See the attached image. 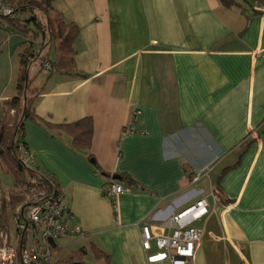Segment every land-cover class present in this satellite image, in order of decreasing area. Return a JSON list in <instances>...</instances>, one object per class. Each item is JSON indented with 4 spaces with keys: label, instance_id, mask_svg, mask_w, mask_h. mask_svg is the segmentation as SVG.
Returning <instances> with one entry per match:
<instances>
[{
    "label": "crops",
    "instance_id": "0c3cea01",
    "mask_svg": "<svg viewBox=\"0 0 264 264\" xmlns=\"http://www.w3.org/2000/svg\"><path fill=\"white\" fill-rule=\"evenodd\" d=\"M235 1L53 0L47 12L12 17L37 43L27 63L37 119L24 120L23 141L63 189L66 224L85 233L60 239L53 263L81 250L85 264H147L141 227L167 234L171 207L203 196L193 264H264V15L253 13L256 0ZM55 14L79 27L77 73L41 66L40 56L57 55ZM29 35L20 42L0 27V119ZM84 117L89 150L49 126ZM111 181L127 189L114 201L103 190Z\"/></svg>",
    "mask_w": 264,
    "mask_h": 264
},
{
    "label": "built area",
    "instance_id": "2783aa9c",
    "mask_svg": "<svg viewBox=\"0 0 264 264\" xmlns=\"http://www.w3.org/2000/svg\"><path fill=\"white\" fill-rule=\"evenodd\" d=\"M19 12L18 0H0V18L14 17ZM34 63L35 58L30 60L29 66ZM43 66L49 68V63L45 62ZM125 132L130 134L133 128L127 126ZM19 157L27 168L33 170L35 179L26 186L23 200L11 212L13 229L7 223L0 228V264H52L54 247L60 239L67 236L80 239L85 233L79 226L66 224L64 191L50 174L35 167L28 148L20 145ZM103 190L111 201L127 191L115 181L107 183ZM169 208L170 205L164 210ZM171 208L172 211L161 222V226L169 228L167 234L155 235L149 225L141 227V244L147 264H193L202 228L192 223L208 214L207 199L202 196L188 206ZM8 228L10 232L13 230L11 235ZM152 240L155 249L151 251Z\"/></svg>",
    "mask_w": 264,
    "mask_h": 264
},
{
    "label": "trees",
    "instance_id": "16d2710c",
    "mask_svg": "<svg viewBox=\"0 0 264 264\" xmlns=\"http://www.w3.org/2000/svg\"><path fill=\"white\" fill-rule=\"evenodd\" d=\"M53 0H18L20 10L32 13L33 9L44 7L47 12ZM224 7L239 5L235 0H219ZM251 9L254 14L264 15V0H256ZM32 15V14H31ZM30 15V16H31ZM56 21V25L53 24ZM7 23L19 29L24 34H29L26 44L20 52V74L16 82V94L3 105V115L0 119V161L6 167L8 172L13 173L15 178V189L8 193V196L1 201L2 216L6 220V215L11 214L24 198V189L35 179L33 170L27 168L19 157V146L27 148L23 141L24 120L37 119L34 111L35 89L32 88V77L29 76L27 63L35 56L34 41L36 34L20 18L1 17L0 27ZM47 27L50 41L57 42V55L50 59L47 52L40 56L41 66L49 63V68H45L48 74L53 72L72 74L77 73L74 64V42L79 32V27L72 22H65L55 14L54 19L47 20ZM42 44H40L41 46ZM14 110L21 113V120L15 125H11L7 120V112ZM52 128L63 130L70 137L71 145L76 150H89L92 140L93 122L90 117H84L71 123L49 124ZM91 157V156H89ZM226 170V169H225ZM224 170V171H225ZM45 171V170H44ZM46 172V171H45ZM48 173V172H47ZM49 174V173H48ZM216 193L222 199L220 188L217 186ZM96 255L100 254L96 252ZM52 264H85L82 260V251L78 250L73 254L55 261Z\"/></svg>",
    "mask_w": 264,
    "mask_h": 264
},
{
    "label": "rangeland",
    "instance_id": "374dc122",
    "mask_svg": "<svg viewBox=\"0 0 264 264\" xmlns=\"http://www.w3.org/2000/svg\"><path fill=\"white\" fill-rule=\"evenodd\" d=\"M44 8V7H43ZM55 16H52L51 19H54ZM38 23H40V27L43 29L44 26L42 25V23L40 22L39 19H35ZM55 21V20H53ZM56 21L54 22V25ZM5 24V27H6V30L7 32H14L15 34H17L19 36V41H23L24 37H25V34L22 33L20 30L18 29H14V27L12 25H9L7 23H4ZM32 27V26H31ZM18 38V37H17ZM19 42V43H20ZM54 49H52V52H51V56L54 57ZM45 74V71L42 72V74ZM7 120L8 122L11 124V125H15L19 122V120H21V113L18 111V112H15L14 110L11 111L9 110L7 112ZM19 189V187L17 188ZM15 189V178H14V175L13 173L11 172H8L6 167L1 163L0 161V203L1 201L6 198L8 196V193L12 190H17ZM1 206V205H0ZM2 208V206H1ZM13 210V209H12ZM7 219L5 220L4 219V216H2V212L0 213V228L4 227L5 224L7 223L8 227L10 229H13V224H12V220H11V214L8 213L6 215ZM8 228L9 230V233L11 235V233L13 232H10V229Z\"/></svg>",
    "mask_w": 264,
    "mask_h": 264
}]
</instances>
